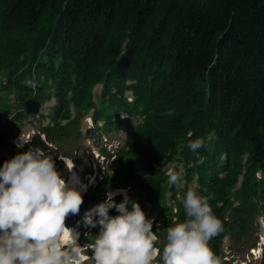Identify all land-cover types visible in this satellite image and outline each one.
Segmentation results:
<instances>
[{"label":"trees","instance_id":"trees-1","mask_svg":"<svg viewBox=\"0 0 264 264\" xmlns=\"http://www.w3.org/2000/svg\"><path fill=\"white\" fill-rule=\"evenodd\" d=\"M16 47L26 60L10 63L7 55ZM3 73L9 83L0 80V91L17 90L42 105L55 98L51 118L71 104L92 112V131L107 125L103 136L109 128L124 129L132 110L143 108L147 130H132V162L149 169L163 152L181 147L191 178H199L212 201L223 198L215 215L231 208V221L220 218L219 237L237 233L239 241L248 235L246 240L254 238L249 249L258 247L246 205L231 207L229 199L244 175L245 198L264 202V180L255 178L264 171V0H0V78ZM79 123L58 125L59 135L48 126L32 144L52 145L48 136L58 142L73 129L71 137L81 136ZM198 138L205 145L194 153L187 145ZM161 139L170 145L152 154L139 148L142 141ZM123 153L114 157L120 172L130 163ZM165 198L155 194L150 200L161 205ZM177 203L178 214L170 208L155 215L182 217ZM259 261L264 264V249L251 264Z\"/></svg>","mask_w":264,"mask_h":264},{"label":"clouds","instance_id":"clouds-1","mask_svg":"<svg viewBox=\"0 0 264 264\" xmlns=\"http://www.w3.org/2000/svg\"><path fill=\"white\" fill-rule=\"evenodd\" d=\"M204 145L198 138L187 147L196 153ZM166 176L168 185L185 188L180 171L169 166ZM255 178L264 180V171H256ZM177 199L185 218L173 220L161 237L139 203L125 196L116 204L109 194L84 213V222L99 231L87 235L82 246L65 224L80 213L82 194L68 187L52 156L29 148L0 167V264H223L210 247L224 231L210 197L188 185ZM112 209L118 215H109Z\"/></svg>","mask_w":264,"mask_h":264},{"label":"rangeland","instance_id":"rangeland-1","mask_svg":"<svg viewBox=\"0 0 264 264\" xmlns=\"http://www.w3.org/2000/svg\"><path fill=\"white\" fill-rule=\"evenodd\" d=\"M35 43L32 40L31 44L35 45ZM7 59L10 63L14 61L16 64L26 60L25 57H18L17 47L7 55ZM7 68L14 67L8 64ZM1 77L0 80H3L4 83H9L6 73L1 74ZM101 92L102 86H96V95H100ZM24 95L26 94L12 89L0 91V167L3 166L5 161L10 160L22 151H27L29 148H40L47 155L52 156L57 171L65 179L68 187L75 188L83 197L85 196L83 193L90 195L89 201L86 198L85 200L83 199L84 203L81 206L80 213L78 215H69L65 221L66 227L74 235H78L80 245L83 246L87 243V235L94 236L99 231L98 227L92 228L84 222V213L107 200L109 194H111L112 200L116 204L123 202L125 196L129 197L130 201L139 203L147 218L154 219L153 231H156L161 237H163L166 228L172 225L173 218L171 215H169V218L166 217L169 214L167 211L163 215L158 216L155 215V212L157 209L158 211H163V209L178 208L177 201L179 202V200L177 196L183 195L188 185H192L198 194L210 197V205L214 214L217 213L219 207H222L223 198H216V200L212 201L211 194L199 184V178H191L189 169H186L188 163L181 155V147L168 154L163 152V157L156 162L154 161L152 167L149 166V169L144 168L141 170L140 166L132 162L135 157L132 154L134 150L131 148V145L135 143L132 130L137 127L143 133H146L145 131L147 130L146 120L141 112L143 108L132 110V120L124 129L109 128L105 136H103L102 134L107 125H103V122L98 123V130L92 131L90 127L92 112H81L72 104L65 108L61 106L60 113L56 114L57 117L51 118L53 110L58 108L55 98L48 100L42 105L40 114L27 115L25 103L30 100L31 96L28 95L26 97ZM126 97L129 100H133V92L127 91ZM68 115H70V119L67 118ZM119 117L122 120L128 118L125 112H119ZM75 120H80L79 129L81 136L71 137L77 134V130L73 129L69 133H65L58 142L55 141L54 137L48 136L52 145L39 143L38 146H33L32 142L34 140L38 141L39 139L37 138L46 133V127L50 126L55 130V134L59 135L63 131L60 132L59 130L61 129L58 130V125L62 129H67L70 128L68 125ZM168 145L170 143L165 139H161L159 142L149 140L142 141L139 144V148L141 150L147 149L146 152L152 154L154 151L151 150L168 147ZM122 151L124 153L121 157L123 159L128 158L130 163L127 165L124 162L122 172H120L114 157L117 153L120 155ZM69 164H71V167ZM169 166L183 174L186 181L184 189H176L174 186L167 184L166 171ZM118 170L119 175L117 174ZM105 176H107L105 178L106 181L110 180L106 185L99 186ZM243 182L244 175H241L229 201L232 203L231 207L234 208H242L246 205L248 215L244 217L249 216L256 223L252 229L257 233L255 238L259 239L258 247L249 249V244H252L254 238L246 240L245 238L250 237L248 235L239 241L235 239L237 233L234 235L233 233H228L222 237L217 236L210 241V247L216 255H219L223 264H251L255 262V258L258 256L254 253H260L264 249V202L260 198H245L246 192L242 191ZM155 194L159 196L165 195V201L161 205L159 200H150ZM179 205L182 208L180 202ZM128 207L131 210V203H129ZM229 210L231 208H228V210L224 208L222 211V215L225 216L228 222L231 221L230 216H232V212L227 214L226 211ZM109 215L115 216L118 213L115 209H112ZM182 215V217L175 216L174 220H183L185 218L184 213ZM222 215L217 218L220 219ZM164 221H169V224H164ZM234 222L230 223V225ZM157 225L159 226L157 227ZM257 226L258 231L255 230ZM242 247H244L243 252L240 251ZM259 264H261L260 261Z\"/></svg>","mask_w":264,"mask_h":264},{"label":"water","instance_id":"water-1","mask_svg":"<svg viewBox=\"0 0 264 264\" xmlns=\"http://www.w3.org/2000/svg\"><path fill=\"white\" fill-rule=\"evenodd\" d=\"M25 107L27 115H38L42 106L34 99H30L29 101H26Z\"/></svg>","mask_w":264,"mask_h":264},{"label":"snow or ice","instance_id":"snow-or-ice-1","mask_svg":"<svg viewBox=\"0 0 264 264\" xmlns=\"http://www.w3.org/2000/svg\"><path fill=\"white\" fill-rule=\"evenodd\" d=\"M69 166L71 167V164H69ZM67 240V236L65 238ZM255 255H259V253H254Z\"/></svg>","mask_w":264,"mask_h":264}]
</instances>
